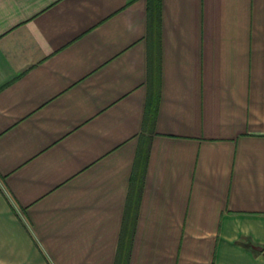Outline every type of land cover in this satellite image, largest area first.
Segmentation results:
<instances>
[{"label":"crops","instance_id":"obj_1","mask_svg":"<svg viewBox=\"0 0 264 264\" xmlns=\"http://www.w3.org/2000/svg\"><path fill=\"white\" fill-rule=\"evenodd\" d=\"M0 264H264V0H0Z\"/></svg>","mask_w":264,"mask_h":264},{"label":"trees","instance_id":"obj_2","mask_svg":"<svg viewBox=\"0 0 264 264\" xmlns=\"http://www.w3.org/2000/svg\"><path fill=\"white\" fill-rule=\"evenodd\" d=\"M148 1V13L151 16V14H156L158 17L160 14V0H147ZM157 106V100L150 102L147 100L146 107H145V121L150 119V121H154L155 118V111Z\"/></svg>","mask_w":264,"mask_h":264}]
</instances>
